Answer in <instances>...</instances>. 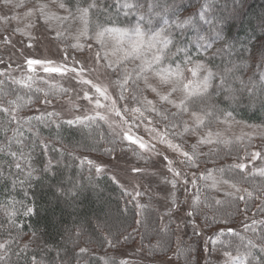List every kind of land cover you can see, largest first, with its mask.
<instances>
[{"label": "trees", "instance_id": "trees-1", "mask_svg": "<svg viewBox=\"0 0 264 264\" xmlns=\"http://www.w3.org/2000/svg\"><path fill=\"white\" fill-rule=\"evenodd\" d=\"M62 1L72 10L92 3V0ZM223 1L235 3V0ZM167 2L172 3L173 0ZM220 2L222 0H176L180 10L177 15H182L184 9L197 17L201 9L210 15L209 20L221 33L218 48L224 49V53L215 60L220 70L230 61L228 45L241 51L240 66L232 75L244 81L243 103L238 107L232 105L236 108L232 118L222 116L220 120L237 119L264 126V102L261 100L264 97V80L261 79L264 67L260 65L259 57L264 44V0H238L237 4L248 6L244 19L224 28L218 25L226 15L220 8ZM95 3L96 7L91 8L89 14L91 33L103 29L97 28V23L107 28H129L137 21L136 9L129 15L121 14L117 0H95ZM132 3L137 5V9L142 6L147 11L142 0ZM168 18L174 20L176 16L170 12ZM239 18H243V14ZM152 19L156 25L161 18ZM258 21H262L260 26ZM200 24L207 34L210 25L203 21ZM189 35L194 33L189 32ZM238 42L242 43L237 45ZM246 46L254 52L251 56L254 60L244 57ZM162 63L185 67L180 60L175 64L170 60ZM229 79L233 88L245 90L240 80H232L231 76ZM214 83H219V77ZM256 87L259 98L250 102L249 92ZM41 94L38 88L25 87L7 76H0V109L10 108L17 116V119H12L8 113L0 111V172L3 174L0 178V242H5L3 250L0 249V256L4 257L0 264H32L33 258L38 264H61L64 260H70V264H137L139 260L148 262L152 261L148 258L169 255L175 244L174 231L162 227L156 207L145 205L141 215L138 214V208L127 199L122 185L107 174L90 172L75 155V152L105 154L108 147L115 145L107 126L101 121L86 125L68 124L50 114H37L35 109L41 101ZM12 100L20 105L19 109L9 105ZM217 100L222 99L217 97ZM220 107H227V103L221 102ZM41 116L43 121L32 119L28 122L29 117ZM246 147L236 145L225 151L217 150L199 160V165L205 169L219 170L232 182L248 185L253 191L243 198L228 196L219 204L211 203L212 211L206 216L211 227L224 223L217 247L243 258L245 264H264V253L261 252L264 246V192L257 195V191L264 187V177L248 174L234 162L241 149ZM10 153L17 155L13 157ZM17 162L20 169L15 166ZM45 168L49 170L45 171ZM29 171H33L30 177ZM13 181H16L15 186ZM213 191L206 189L207 194ZM28 208L32 212L25 215ZM229 228L233 231L229 232ZM198 244V247H188L189 258L179 254L178 260L182 264H199V241ZM81 248L86 252L81 253ZM127 248H132V258L124 257Z\"/></svg>", "mask_w": 264, "mask_h": 264}, {"label": "rangeland", "instance_id": "rangeland-1", "mask_svg": "<svg viewBox=\"0 0 264 264\" xmlns=\"http://www.w3.org/2000/svg\"><path fill=\"white\" fill-rule=\"evenodd\" d=\"M132 1L134 0H127L128 3ZM142 1L145 5L152 2V0ZM119 2L120 6L118 4L117 9L120 13L128 12V9L123 8L125 0ZM237 2L238 0H235L234 4L223 0L220 2V8L226 14L223 20L218 22L220 27L224 28L228 24L235 21L239 23L244 19L248 6ZM61 3L65 7H60ZM18 4L20 6H17ZM145 10L146 8L143 10L142 6L136 8L137 21V11L144 13ZM89 14L90 10L88 16L82 19L80 11L72 10L61 0H9L8 3L0 0V76H7L19 85L42 91L41 101L36 104L37 114H50L62 121L71 120L74 124L86 125L89 122L101 121L107 126L114 137L112 140L115 145L108 147L105 154L75 152L77 159L79 158L80 163L90 172L107 174L122 185L127 192V199L138 208V214L141 215L145 205L151 204L156 207L162 227L174 231L175 244L169 255L156 259L148 258L152 260L148 262L139 260L136 261L137 264H182L178 260L179 254H182L183 258H189V253L186 252L189 250L188 247L191 245L198 247V241L201 244L199 264H245L243 258L217 247L224 223L220 222L219 227H211L206 214L212 211L211 203H216L217 200H224L228 196L243 198L253 191L248 185L232 182L219 170L205 169L202 164L199 165V160L217 150L225 151L228 147L245 145L246 149H241L238 158L234 161L235 164L244 165L241 169L248 174L254 173L264 177L262 174L264 126L244 120L222 119L212 123L210 127H201L195 137L185 133L183 137L174 139L173 143H181L183 140V150L189 152L191 145L196 143L197 139L208 138L207 134L212 133L211 143L199 144L197 147L196 166L189 165L180 152L169 148L166 142H160V137L155 133L146 131L152 127H155L159 133L166 131L167 122L160 116L145 112L148 119H144L137 113L125 112V106L136 105H127L125 100L118 99L121 88L116 80L117 75L122 80L127 72L130 79L126 85L128 91L124 93L126 97H130L132 89L136 86L133 81H136L143 89V95L152 100L159 110L163 111L167 108L169 111H178L160 101L156 92L145 86L143 78L146 76L153 88L161 94H167L171 91L172 81H181L182 84H189L191 81L189 87L194 86L198 78L193 77L188 70L192 65L181 66L179 74L176 72V65L163 63H153L152 69L149 70L146 68V62L152 61L155 49L147 50L145 44L141 46L139 55L131 52L132 43L136 40L132 29L137 21L129 28L108 27L127 29L128 33L124 36L104 32V35L97 39L96 32L91 33L89 29ZM241 14L243 18H239ZM205 18L210 19V15L206 12ZM261 24L262 21H258V26ZM141 27L142 31L147 32L145 25L142 24ZM220 42L221 38L215 41L213 50L218 48ZM241 43L238 42L237 45ZM75 45H80V48H75ZM230 51V61L240 66L241 51L232 46ZM252 54L254 52L252 53L251 48L246 46L243 50L244 57L249 58ZM85 57L90 58L87 63ZM29 59L51 61L50 67H60L62 71L45 72L40 64L29 67L27 63ZM254 63L257 64L256 61ZM226 66L231 67V64L228 62ZM142 67H145L144 72L140 71ZM71 68H75L76 71H67ZM113 69L117 70L116 74H113ZM161 76H165L169 83H162ZM93 84L100 86L102 91L106 89L109 99L97 93ZM242 87L245 89L244 85ZM85 93L88 94L89 99L84 98ZM249 93L250 102L259 98L257 87L251 89ZM183 95L184 93L178 90L172 94V98L179 103ZM261 100L264 102V97H261ZM112 101H116L115 108L120 110L119 116L115 114ZM184 119L191 125L192 121L187 114L184 115ZM180 130L182 131V128ZM125 132L132 137V140L122 139ZM137 137L149 147L141 149L138 143H133ZM164 157H167V160ZM97 168L101 171L97 172ZM207 188L214 190V193L207 194ZM262 192L264 187L256 194L263 195ZM196 197H199L198 203ZM194 208L193 215L189 216L188 212H192ZM0 244L5 242L1 241ZM130 249L132 248L126 249L124 257L132 258Z\"/></svg>", "mask_w": 264, "mask_h": 264}, {"label": "snow or ice", "instance_id": "snow-or-ice-1", "mask_svg": "<svg viewBox=\"0 0 264 264\" xmlns=\"http://www.w3.org/2000/svg\"><path fill=\"white\" fill-rule=\"evenodd\" d=\"M9 0H5V3H8ZM119 3V0H117ZM17 6H20L19 4ZM60 7H65L63 3L60 4ZM95 0H92V3L88 5L87 8H79L78 11L81 12V18L84 19L88 16L89 10L95 8ZM207 7V5H205ZM123 8L128 9V12H125V15H129L131 10L136 9L137 5L133 3H128L125 0ZM179 7L176 4V0H173L172 3H168L167 0H152L151 3L147 4V11L141 13L137 11L138 21L132 32L136 40L132 43L131 52L139 55L141 52V46L146 44L147 50L155 49L153 52V59L151 62H146V68L151 70L152 64H160L164 60H170L173 64L176 63V60H180L181 63L185 66L192 65L188 69L193 77H197L193 87H189L192 82L189 84H182L181 81H172V88L167 94H161L157 91L156 88H153L151 84L148 83V79L145 76L144 84L145 86L151 88L153 92H156L159 96L160 101L164 104L171 105L172 108L177 109L178 111H169L167 108H164L163 111L159 110L154 102L143 95V89L139 86L136 81L133 83L136 85L132 91L130 97H126L124 93L128 91L126 85L130 79V76L125 72L123 79L117 75L116 83L121 88V93L118 97L119 100H125L127 105H136V106H125V112L137 113L141 118L148 119L145 116V112L156 113L157 116H160L164 121H167L166 131L164 133H159L155 127L148 128L146 131L155 133L160 137V142L167 143L169 148H172L185 157L186 162L191 166H196L197 160L196 157L197 147L199 144L211 143V135L209 132L207 134L208 138H199L197 142L192 144L189 151L183 150V140L181 143H173V140L178 137H183L185 133L195 137L199 133L201 127H210L212 123L220 121L222 116L227 118H232V113L236 108H232V105L237 107L243 103L242 97L245 90L234 89L231 87V81L229 77H232V80H240V84L244 85V81L238 77L232 75L234 71L239 67L235 63L231 64V67H224L223 70H220V66L215 63V60L218 56H221L224 53L223 48L214 49V43L217 40H220L221 33L220 30L213 25L211 20L205 18V12L203 9L198 14V17L194 15L190 10L184 9L182 15H177L179 12ZM172 13L176 16V19L170 20L168 18V13ZM152 17H160L161 19L156 22V25H153ZM203 21L205 24L210 25L209 32L205 34L203 32L202 25L200 22ZM142 24L147 26V32L142 31ZM162 24V26H161ZM97 28H103L104 31L96 32L97 39L104 35V32L117 33L120 36H124L128 33L127 29L119 28H107L103 24L97 23ZM189 32L194 33V35H189ZM147 35V40L145 41V36ZM75 48H80V45H75ZM90 47V44L88 45ZM228 55H231V45H228ZM195 53V57L193 56ZM99 54L97 53V56ZM260 65L264 67V44L261 46L259 51ZM89 57H85V63H87ZM29 67L32 65L40 64L44 67L45 72H61L60 67H50L49 64L51 61H45L40 59H29L27 61ZM111 67V65H109ZM213 69H216L214 71ZM67 71L75 72V68L67 69ZM141 72L145 71V67L140 69ZM117 70L113 69V74H116ZM176 72L179 74L181 72V65L176 64ZM201 73H203L201 75ZM160 75V73H157ZM219 77V83L216 84L214 81ZM139 79V77H138ZM261 79L264 80V74L261 75ZM83 83H92L91 81H82ZM161 82L164 84L169 83V80L165 76H161ZM97 93L105 96V99H109L106 95V89L102 91L100 86L95 84L92 85ZM182 91L184 93L183 98L179 100V103L172 98V94L176 91ZM47 96V94H45ZM217 97H222L221 101L217 100ZM85 99H89L88 94L85 93ZM19 99V98H18ZM227 102V107L221 108V102ZM99 105V101H97ZM116 101H112L113 109L117 116L120 115V110L115 108ZM9 105H14L17 109L20 108V105L17 104L15 100L9 101ZM264 107V104H262ZM228 108H232V111H228ZM0 111L8 113L12 119H17L16 115H13L10 108H2ZM187 114L191 119L192 123L189 124L188 120L184 119V115ZM105 119L104 117H100ZM22 119V118H21ZM32 119L43 121V117H29L28 122ZM127 121H125L126 123ZM226 122V121H225ZM68 124H72L73 121H67ZM149 123H152L149 121ZM59 127V125H57ZM182 128V131L180 130ZM171 137V139H169ZM122 139L132 140V137L128 135L127 132L124 133ZM133 143H138L141 149H146L149 146L141 140L139 137ZM13 157L17 153H10ZM22 155V153H21ZM167 160V157H164ZM91 163V161H89ZM51 162L49 161V166ZM16 168L20 169L21 165L19 162L16 163ZM31 167V166H30ZM239 168H243L244 165H237ZM48 168H45V171H48ZM139 171V169H135ZM171 170V169H169ZM34 171V170H33ZM33 171H29L28 176L33 175ZM101 171L100 168H97V172ZM264 174V172H262ZM2 172H0V178H2ZM179 175V173H176ZM187 183V182H185ZM227 183V181H225ZM13 185H16V181H13ZM175 187V184L173 185ZM196 202H199V197H196ZM217 204L221 201L217 200ZM188 212L189 216L193 215V212ZM32 212L31 208H28L25 212V215H28ZM14 223V221H10ZM226 223V221H225ZM2 227V225H0ZM229 232H232V229H228ZM223 234V233H221ZM35 235V233H33ZM4 244H0V249L4 248ZM27 245H25V249ZM22 249L21 251H23ZM81 253L86 252V249L81 248ZM261 252L264 253V246L261 247ZM59 256V252H57ZM4 257L0 256V260H3ZM32 264H38L35 259H32ZM43 264V262H39ZM61 264H70V260H64Z\"/></svg>", "mask_w": 264, "mask_h": 264}]
</instances>
